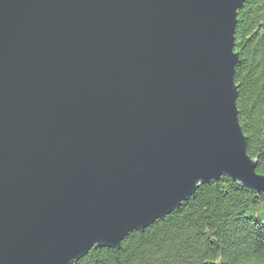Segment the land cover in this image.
Wrapping results in <instances>:
<instances>
[{"label": "water", "instance_id": "1", "mask_svg": "<svg viewBox=\"0 0 264 264\" xmlns=\"http://www.w3.org/2000/svg\"><path fill=\"white\" fill-rule=\"evenodd\" d=\"M246 0H0V264L117 249L228 176Z\"/></svg>", "mask_w": 264, "mask_h": 264}, {"label": "trees", "instance_id": "2", "mask_svg": "<svg viewBox=\"0 0 264 264\" xmlns=\"http://www.w3.org/2000/svg\"><path fill=\"white\" fill-rule=\"evenodd\" d=\"M234 46L238 118L264 174V0L237 10ZM72 264H264V191L221 176L117 249L92 247Z\"/></svg>", "mask_w": 264, "mask_h": 264}]
</instances>
